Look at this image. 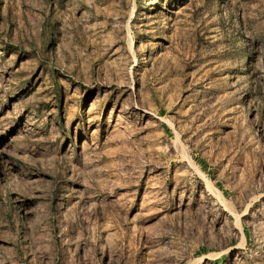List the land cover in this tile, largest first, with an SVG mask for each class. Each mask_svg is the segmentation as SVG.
I'll return each mask as SVG.
<instances>
[{"label": "rangeland", "instance_id": "rangeland-1", "mask_svg": "<svg viewBox=\"0 0 264 264\" xmlns=\"http://www.w3.org/2000/svg\"><path fill=\"white\" fill-rule=\"evenodd\" d=\"M0 264H264V0H0Z\"/></svg>", "mask_w": 264, "mask_h": 264}]
</instances>
